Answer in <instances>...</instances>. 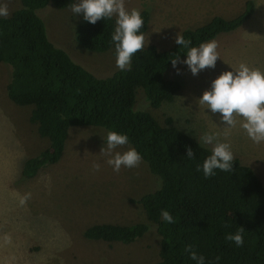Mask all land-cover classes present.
Segmentation results:
<instances>
[{"label":"trees","instance_id":"1","mask_svg":"<svg viewBox=\"0 0 264 264\" xmlns=\"http://www.w3.org/2000/svg\"><path fill=\"white\" fill-rule=\"evenodd\" d=\"M75 0H21L20 8L0 17V64L11 68L7 86L9 99L18 106H32L30 121L49 146L28 159L23 168L27 179L61 161L75 127H94L128 135L129 145L142 156L157 188L136 200L155 225L160 236L159 260L154 264H196L185 248L205 257L206 264H264V184L249 166L234 159L230 172L216 171L205 178L196 170L211 150L179 130L171 118L162 125L151 112L138 107L140 94L154 109L172 103L181 90L178 80L167 79L171 59L184 51L176 43L161 51L146 45L133 54L131 70L116 71L100 78L75 62L69 53L53 43L38 11L52 3L57 9H69ZM255 3L248 1L236 17H213L205 25L182 32L192 46L213 40L220 34L242 27L254 14ZM144 36L151 14L140 11ZM115 17L97 21L84 19L75 30L78 44L92 53L112 51L111 33ZM140 92V93H139ZM139 93V94H138ZM186 146L193 151L187 157ZM168 210L174 223L160 216ZM243 231V246L227 241L225 235ZM144 222L132 225L95 224L84 237L107 243H133L149 230ZM219 257L217 261L216 258Z\"/></svg>","mask_w":264,"mask_h":264},{"label":"rangeland","instance_id":"2","mask_svg":"<svg viewBox=\"0 0 264 264\" xmlns=\"http://www.w3.org/2000/svg\"><path fill=\"white\" fill-rule=\"evenodd\" d=\"M248 1L255 3L253 16L239 29L214 39L220 56L214 69L206 68L193 76L186 65L179 63L178 75L171 65L165 77L182 85L175 100L154 109L140 94L138 107L151 112L162 125L171 118L174 126L197 141L205 132L217 133L219 140L231 145L234 159L251 167L264 184V144L253 143L238 125L226 130L217 115L196 102L211 81L231 70L230 66L236 68L243 62L264 70V0H125V7L150 12L145 44L164 51L174 46L177 33L201 27L215 16L232 19L242 13ZM0 3L7 5L8 15L21 6V0ZM38 13L51 41L75 62L100 78L119 70L112 51L92 53L76 41L75 30L83 20L82 14L73 16L71 8L57 9L52 3ZM10 80L11 68L0 64V264L156 263L161 239L143 207L136 203L157 188L147 164L142 160L138 167H122L114 172L106 163L108 157L100 153L108 131L75 127L61 161L43 168L32 179L25 178V162L46 149L49 140L41 138L37 126L30 121L33 107L18 106L9 99ZM205 147L211 150L210 145ZM129 148L132 147L127 144L117 150ZM94 163L100 165L99 170L93 168ZM26 193L31 197L20 205ZM139 222L149 224L151 229L133 243H107L84 237L85 230L95 224Z\"/></svg>","mask_w":264,"mask_h":264},{"label":"clouds","instance_id":"3","mask_svg":"<svg viewBox=\"0 0 264 264\" xmlns=\"http://www.w3.org/2000/svg\"><path fill=\"white\" fill-rule=\"evenodd\" d=\"M71 12L73 16L82 14L83 19L93 25L97 21L115 17V28L111 33L115 64L120 71L131 70L133 54L144 48V34L141 31L144 19L138 9L133 8L131 11L126 9L125 0H76L71 4ZM8 14L7 5L0 3V17H6ZM174 42L186 56L182 61L179 55L171 59L178 75L181 73L179 63L186 65L195 76L206 68L214 69L217 60L220 59L218 45L214 39L192 46L191 39H185L177 33ZM230 68L231 70L223 71L213 79L209 88L196 102L199 107L205 106L212 115H217L219 124L226 130L236 128L238 125L253 143L264 144V70L250 68L243 62L236 68L231 66ZM224 134L227 136L228 131ZM103 140L105 147L101 148L100 153L108 157L106 163L114 172H119L122 167L135 168L141 163L142 156L135 148H129L124 152L117 150L129 143L127 134L110 130ZM198 144L211 146V154L196 168L198 172L202 171L205 178L216 175L217 170L223 172L233 170L234 156L231 145L219 140L217 133L205 132L198 138ZM186 152L188 158H193L194 154L190 147L186 146ZM99 167V164H93L94 169L99 170ZM30 197L31 193L24 194L19 200L20 205H24ZM160 216L166 223H174V218L168 210H161ZM243 231L244 229L240 227L235 233L226 234L225 239L237 247L243 246ZM185 251L196 264H206L205 257L192 251L191 245L187 246ZM216 260L218 261L219 257Z\"/></svg>","mask_w":264,"mask_h":264}]
</instances>
